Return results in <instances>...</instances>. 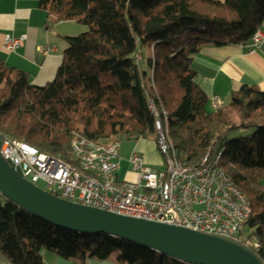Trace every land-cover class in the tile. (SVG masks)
<instances>
[{"label": "trees", "instance_id": "16d2710c", "mask_svg": "<svg viewBox=\"0 0 264 264\" xmlns=\"http://www.w3.org/2000/svg\"><path fill=\"white\" fill-rule=\"evenodd\" d=\"M53 22L88 29L65 36L52 81L32 84L25 70L0 58V134L71 161L75 134L100 143L154 136L153 100L165 111L169 136L185 166L221 149L219 165L250 201V227L264 262V90L243 85L212 108L191 67L207 44L246 43L264 20V0H39ZM149 47V72L135 54ZM143 57V56H142ZM143 60V59H142ZM235 111L240 121H235ZM238 128L247 136L228 139ZM62 258L127 264H186L146 246L106 234L79 233L46 222L0 194V253L7 264H45L42 250Z\"/></svg>", "mask_w": 264, "mask_h": 264}, {"label": "built area", "instance_id": "2783aa9c", "mask_svg": "<svg viewBox=\"0 0 264 264\" xmlns=\"http://www.w3.org/2000/svg\"><path fill=\"white\" fill-rule=\"evenodd\" d=\"M25 35L3 41L7 51H15ZM264 42V31L256 30L247 44L255 52ZM51 48L40 47L49 52ZM149 55L152 54L150 49ZM143 57L138 51L135 61ZM152 67L149 76L152 78ZM210 106H221L218 95ZM154 116V140L163 156V168L149 166L136 150L127 160L138 173V181L117 178L120 167L119 141L100 143L75 134L70 140L71 161L40 151L18 139L2 136L1 156L17 167L32 183L42 182L46 191L66 200L120 214L168 222L186 228L230 236L254 252L260 244L254 235L241 234L250 215L249 198L235 186L226 169L219 165L221 149L207 151L196 166H185L174 149L165 111L147 102Z\"/></svg>", "mask_w": 264, "mask_h": 264}, {"label": "crops", "instance_id": "0c3cea01", "mask_svg": "<svg viewBox=\"0 0 264 264\" xmlns=\"http://www.w3.org/2000/svg\"><path fill=\"white\" fill-rule=\"evenodd\" d=\"M66 21L53 22L48 11L39 5V0H0V58L10 67L25 70L32 84H47L53 80L63 51L68 45L64 36H69L70 33H67V25H62L68 23ZM258 30L264 31V20ZM7 35H25V40L15 51H7L3 46ZM249 42L250 39L246 43L220 46L207 44L193 56L191 67L196 72L199 87L208 98L218 95L221 105H225L229 103L232 93L243 85H255L264 90V42L253 53L248 52ZM40 47L52 50L48 53L41 52ZM127 140L126 147H122L119 142L120 165H123L124 158L128 162L127 157L132 150L142 154L149 166L159 165L153 136ZM117 178L134 182L139 179L138 173L132 168H125L122 174L118 169ZM262 184L264 185V177ZM41 254L45 264H127L117 259L119 251L106 259L89 256L84 261L62 258L46 249ZM0 264H4V261H0Z\"/></svg>", "mask_w": 264, "mask_h": 264}, {"label": "water", "instance_id": "95a60500", "mask_svg": "<svg viewBox=\"0 0 264 264\" xmlns=\"http://www.w3.org/2000/svg\"><path fill=\"white\" fill-rule=\"evenodd\" d=\"M0 194L53 225L79 233L115 236L186 264H264L256 252L227 235L120 214L54 195L23 177L1 154Z\"/></svg>", "mask_w": 264, "mask_h": 264}, {"label": "rangeland", "instance_id": "374dc122", "mask_svg": "<svg viewBox=\"0 0 264 264\" xmlns=\"http://www.w3.org/2000/svg\"><path fill=\"white\" fill-rule=\"evenodd\" d=\"M66 22H68V23H63L62 25H64V26L67 25V28L69 30L67 33H70L69 36H76L78 34L85 32L88 29V27L85 24H82L79 22H73V21L72 22L66 21ZM61 27H63V26H61ZM150 51L151 50L149 47H142L141 48L143 60L140 63V68L146 72H148L147 55H149ZM234 117H235L236 122L240 121V115H239V113H236V111H235ZM251 132H253V130L251 128L250 129L238 128L237 130H232L231 132H229L228 139H232V138H236V137H240V136H247ZM119 142L122 144V147H126L125 143L128 142V140L127 139H120ZM218 149H220V147L216 146L215 150H218ZM157 153H158L157 157H158V160L160 163L158 166H154V165L153 166L151 165V166L153 168H163V166H164L163 156L158 149H157ZM122 164L123 165H120V168H119L121 174L125 168H127V169L131 168L130 164L126 161L125 158L123 159ZM119 180H121V179H119ZM39 185L41 187H45V185L42 182H39ZM250 232H251L250 227H244V234L245 235L250 234ZM0 261H4V264H7V262H5V259L1 255V253H0Z\"/></svg>", "mask_w": 264, "mask_h": 264}]
</instances>
